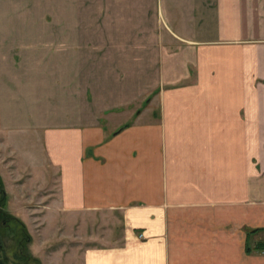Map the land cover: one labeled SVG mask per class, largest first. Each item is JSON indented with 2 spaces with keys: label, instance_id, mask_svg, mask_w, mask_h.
<instances>
[{
  "label": "crops",
  "instance_id": "obj_1",
  "mask_svg": "<svg viewBox=\"0 0 264 264\" xmlns=\"http://www.w3.org/2000/svg\"><path fill=\"white\" fill-rule=\"evenodd\" d=\"M48 11L54 67L70 74L54 81L75 111L38 133L56 187L42 216L84 244L61 263L264 264V0ZM95 220L111 239L95 242Z\"/></svg>",
  "mask_w": 264,
  "mask_h": 264
},
{
  "label": "rangeland",
  "instance_id": "obj_2",
  "mask_svg": "<svg viewBox=\"0 0 264 264\" xmlns=\"http://www.w3.org/2000/svg\"><path fill=\"white\" fill-rule=\"evenodd\" d=\"M54 2L0 0V175L8 194L6 209L26 224L30 235L25 241L26 249L40 258L42 264H66L61 259L80 257L84 247L71 239L74 237L68 219L55 217L52 212L49 215L46 212L48 216L44 218L41 208L56 187L45 183L40 171L41 164L45 163V151L38 133L46 125L70 122L75 111L67 94L61 96L54 81L61 73H65L63 79H70V74H66L68 69L54 67L53 12L48 11ZM44 19L50 23H43ZM82 30L85 31L84 26ZM28 38L30 42L26 41ZM38 38L43 42L38 43ZM6 40L7 43L2 42ZM4 49L6 52H1ZM141 107L137 106L136 110ZM120 116L112 115L109 124L113 125L115 121L111 120ZM36 157L37 160L33 159ZM49 178L48 182L56 181ZM99 221L95 220L92 231L98 235L95 242L103 243L113 236L108 234L110 227ZM7 225L2 226H5L6 254L11 257L18 249L22 231L14 220ZM85 230L91 231L83 225V235ZM8 264L13 263L10 260Z\"/></svg>",
  "mask_w": 264,
  "mask_h": 264
},
{
  "label": "trees",
  "instance_id": "obj_3",
  "mask_svg": "<svg viewBox=\"0 0 264 264\" xmlns=\"http://www.w3.org/2000/svg\"><path fill=\"white\" fill-rule=\"evenodd\" d=\"M7 199L8 194L6 191L5 183L0 175V264H8L10 260L13 264H42V261L40 258L34 256L31 252H29L26 247V240L30 239V235L27 231L26 224L17 216L13 215L11 212H9L7 207ZM16 221L21 226L22 236L18 241V249L15 251L13 256H8L6 254L7 247L4 240V234H5V226L10 221ZM15 259V261L12 259Z\"/></svg>",
  "mask_w": 264,
  "mask_h": 264
}]
</instances>
